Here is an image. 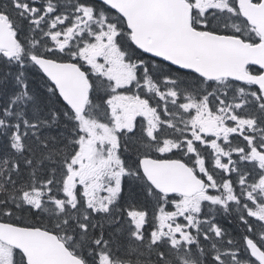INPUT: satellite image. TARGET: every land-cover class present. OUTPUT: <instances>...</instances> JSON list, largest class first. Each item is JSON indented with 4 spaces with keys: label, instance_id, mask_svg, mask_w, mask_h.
<instances>
[{
    "label": "snow or ice",
    "instance_id": "obj_1",
    "mask_svg": "<svg viewBox=\"0 0 264 264\" xmlns=\"http://www.w3.org/2000/svg\"><path fill=\"white\" fill-rule=\"evenodd\" d=\"M0 264H264V0H0Z\"/></svg>",
    "mask_w": 264,
    "mask_h": 264
}]
</instances>
